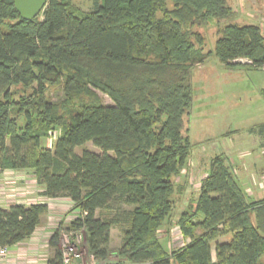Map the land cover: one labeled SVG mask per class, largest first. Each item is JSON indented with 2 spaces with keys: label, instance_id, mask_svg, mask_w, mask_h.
Listing matches in <instances>:
<instances>
[{
  "label": "trees",
  "instance_id": "obj_1",
  "mask_svg": "<svg viewBox=\"0 0 264 264\" xmlns=\"http://www.w3.org/2000/svg\"><path fill=\"white\" fill-rule=\"evenodd\" d=\"M234 18L227 0H93L87 12L47 0L24 20L0 0V174L32 170L44 197L68 199L78 211L69 230L97 264H263L264 198L250 199L223 154L177 218L182 245L168 251L157 235L184 189L174 180L191 154L192 69L211 53L195 28ZM213 55L264 69L260 27L227 23ZM87 143L99 153L76 154ZM47 210L0 207V247L27 240ZM59 239L55 230L46 264H63Z\"/></svg>",
  "mask_w": 264,
  "mask_h": 264
},
{
  "label": "rangeland",
  "instance_id": "obj_2",
  "mask_svg": "<svg viewBox=\"0 0 264 264\" xmlns=\"http://www.w3.org/2000/svg\"><path fill=\"white\" fill-rule=\"evenodd\" d=\"M70 1L84 12L93 8V0ZM227 4L235 13L234 19L212 20L205 26L195 28L204 36L203 52L211 53L202 64L192 69L193 101L184 118V127L192 146L191 154L180 176L174 180L175 186L182 185L184 189L182 193L172 196L170 216L157 231L160 243L168 251L178 248L183 242L177 229V218L194 203L199 181L208 172L210 159L215 155L223 154L226 157L251 200L264 198V129L259 132V126L264 124V69L245 65L227 67L213 55L217 31L229 22L259 26L264 37V0H227ZM98 94L104 105L112 104L107 96ZM250 128L253 130L248 131ZM58 135V130L53 131L51 136L42 140V146L51 149ZM83 150L99 153L91 143L76 148L75 152L80 155ZM32 174L33 171L28 170L20 176L8 174L3 179L10 178L11 186L16 183H23L24 186V179L32 180ZM9 199L7 204L14 201ZM68 201L66 199V204L49 202L47 208L57 210L59 215H45L55 225L52 231H59L60 249L63 256L69 258L67 264H71L72 259L92 264L83 245L82 233L69 230L70 222L78 216V211ZM23 202L28 203L26 200ZM225 240L221 238L219 241ZM110 243L114 247L120 243L116 229L111 231ZM74 254L77 256L74 257ZM262 261L264 264V259Z\"/></svg>",
  "mask_w": 264,
  "mask_h": 264
},
{
  "label": "crops",
  "instance_id": "obj_3",
  "mask_svg": "<svg viewBox=\"0 0 264 264\" xmlns=\"http://www.w3.org/2000/svg\"><path fill=\"white\" fill-rule=\"evenodd\" d=\"M27 172L28 170H5L0 174V183H3V178L5 176H8V174H18V176H20L19 174H25ZM24 183H26L24 184V186H22L23 183H16L13 186H11V184L5 185V191H7L9 195H11V199H13L14 201L7 204L6 201L3 200L4 202L0 203L1 208L6 209L10 205L14 204H20L23 206H29L31 204L47 205L49 204V202L59 201L66 204V198L48 199L44 197L42 195L43 187L37 184L34 174H32V180L24 179ZM27 183L28 186H26ZM33 183H35V185H33ZM23 198L28 201V203L25 204V202H23L25 201ZM22 199L23 201H21ZM48 214L56 216L59 215L57 210L50 211L49 207L47 210V215ZM47 215L41 217L40 223L37 226L36 230L27 240L8 248V255L3 264H46L47 259L50 257L48 238L51 236V232H53L52 228L55 227L52 219L50 217H47ZM119 244L120 243H117L114 247L111 246L110 243V248H117ZM88 258L89 260H92V264H97L96 261L93 260L90 256H88ZM71 264H83V262L72 259Z\"/></svg>",
  "mask_w": 264,
  "mask_h": 264
},
{
  "label": "water",
  "instance_id": "obj_4",
  "mask_svg": "<svg viewBox=\"0 0 264 264\" xmlns=\"http://www.w3.org/2000/svg\"><path fill=\"white\" fill-rule=\"evenodd\" d=\"M13 2L21 19L31 20L40 14L47 0H13Z\"/></svg>",
  "mask_w": 264,
  "mask_h": 264
},
{
  "label": "built area",
  "instance_id": "obj_5",
  "mask_svg": "<svg viewBox=\"0 0 264 264\" xmlns=\"http://www.w3.org/2000/svg\"><path fill=\"white\" fill-rule=\"evenodd\" d=\"M6 184H11L10 178L5 179L4 183H0V203L4 202L3 200H5L7 203V201L10 200L9 198H11V195H9L7 191H5ZM12 184H15V183L13 182ZM7 255H8V248L0 247V264L4 263V261L7 258ZM73 256L76 257L77 255L74 254ZM68 262H69V258L63 256V264H67Z\"/></svg>",
  "mask_w": 264,
  "mask_h": 264
}]
</instances>
